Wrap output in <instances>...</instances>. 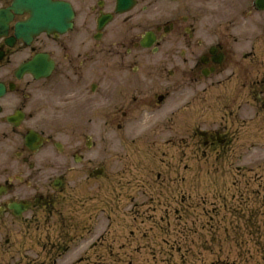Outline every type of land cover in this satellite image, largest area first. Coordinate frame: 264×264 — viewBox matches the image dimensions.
Returning <instances> with one entry per match:
<instances>
[{
	"label": "flooded vegetation",
	"instance_id": "flooded-vegetation-1",
	"mask_svg": "<svg viewBox=\"0 0 264 264\" xmlns=\"http://www.w3.org/2000/svg\"><path fill=\"white\" fill-rule=\"evenodd\" d=\"M50 1L0 0V264H148L199 188L264 234V0Z\"/></svg>",
	"mask_w": 264,
	"mask_h": 264
},
{
	"label": "rangeland",
	"instance_id": "rangeland-1",
	"mask_svg": "<svg viewBox=\"0 0 264 264\" xmlns=\"http://www.w3.org/2000/svg\"><path fill=\"white\" fill-rule=\"evenodd\" d=\"M235 164L239 165L238 162ZM229 178L230 176H226L221 181H228ZM225 188L219 186L216 192L215 187H213L212 195L211 191L200 192L199 188L197 199L199 200L200 198L201 202H197V204L201 209H197L196 214L194 213L192 218L189 219L187 232L180 233V237L179 233L174 231H171L169 235L163 236V239L149 251L148 264L153 260L154 255H157L160 259L163 258L165 261H169L171 264L174 261L179 263L178 259L180 258H182V264H210L211 262L221 264L222 260H227L229 264H263L264 262L261 260L262 251L257 250L258 244H264L263 233L261 235H254V242L252 244H248V240H251L250 236H243L245 245L242 249H239V252L235 244L230 241V238L234 234L231 233L229 236L223 234L226 229L231 232L228 224L232 222L230 216H227V218L222 217L224 212L221 201L218 200L219 195L224 194L226 196L221 191L225 190ZM253 190H256L253 184L250 186V192H247V189H245V199L247 200L244 206L245 211L255 208ZM203 197L207 198L206 203H203ZM223 201L230 204V194H227V198ZM217 211L220 213L218 214ZM194 222H196V225ZM258 222L264 224V219L259 218ZM188 228H190L189 231ZM226 239L228 240L226 241ZM189 241L195 242V246L189 245ZM184 242H187V244ZM179 247H181V250L177 252Z\"/></svg>",
	"mask_w": 264,
	"mask_h": 264
}]
</instances>
